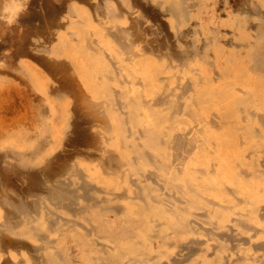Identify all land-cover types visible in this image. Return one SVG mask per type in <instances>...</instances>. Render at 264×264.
<instances>
[{"label":"bare ground","instance_id":"bare-ground-1","mask_svg":"<svg viewBox=\"0 0 264 264\" xmlns=\"http://www.w3.org/2000/svg\"><path fill=\"white\" fill-rule=\"evenodd\" d=\"M205 1L156 3L153 10L174 15V20L181 18L166 35L156 23L135 15L136 1L132 6L133 1L116 0L110 6V0H89L88 9L79 11L80 18L70 21L57 15L44 40L36 39V52L66 72L65 78L68 74L83 78L89 91L85 102L91 118L99 124L92 134L101 171L87 174L88 165H74L69 160L62 161L52 174L50 169L49 175L41 170L54 131L51 119L65 112L57 103L62 97H76L69 96L72 92L63 93L64 84L59 85L60 94L59 88L50 86L49 90L42 83L45 96L30 104L35 129L23 125L29 130L14 129L16 133L3 131L0 135V171L29 179L39 190L29 192L33 198L28 201L21 194L11 197L8 192L13 189L6 191L3 183L0 252L9 256L3 255L6 260L1 257L0 264H69L52 251L64 237L72 238L77 250L81 248V264H264V239L252 243L264 233V195L259 189L263 170L247 161L252 159L247 151L261 146L258 140L264 135V0H239L228 22L231 29L239 31L241 43L233 44L228 52L218 44L221 40L216 41L219 38L209 37L212 33L204 35L203 27L198 26V17L207 9ZM24 2L0 0V19L11 21L8 18L18 15ZM67 7L65 11L74 12L73 7ZM188 19L194 21L184 29L181 25ZM244 30L256 35L250 39ZM225 42L222 44L228 46ZM24 69L18 70L29 80L30 73ZM26 114L32 118V113ZM64 130L67 133L69 128ZM76 180H81L87 201L86 206L73 210L85 212L86 220L91 221L90 228L81 225L82 231L75 227L77 222L58 214V218L48 219V213L54 212L44 206L46 202L55 210L62 205L76 206L78 196L72 189L78 188ZM119 187L124 192L114 193ZM107 205H114L109 210L113 217L107 215ZM200 230L215 244L203 245L197 252L195 248L202 242L180 241L183 235ZM33 232H55L59 238L39 234L41 244L31 245L24 239L35 235ZM172 235L180 249L160 263L157 258L172 244ZM224 240L235 244L229 247L231 253L219 256L227 249ZM22 250L27 258H19L21 261L12 252Z\"/></svg>","mask_w":264,"mask_h":264},{"label":"rangeland","instance_id":"rangeland-1","mask_svg":"<svg viewBox=\"0 0 264 264\" xmlns=\"http://www.w3.org/2000/svg\"><path fill=\"white\" fill-rule=\"evenodd\" d=\"M115 1L110 0V6L115 4L116 3ZM135 1H136V3H135ZM141 1L139 2V0H126V2L128 4H129V2H132V3H130L132 6L135 3L134 7H136V9L133 7V11L135 12V15H139L140 16V14H142L143 16L141 15L140 17L141 18L144 17V18L147 19L146 20V19L143 18V20H145V21H147L149 23H153L154 25L156 23L155 26L156 27L158 26L157 28H159L163 32V33L161 32L162 34L168 35L169 33H171L172 29L174 28L173 26L175 24H177V22H178L177 20H181V18H178V17H177L176 20H174L176 18V16L174 18L173 17L174 15L172 16L171 14H169V15L161 14V12L157 11V10H159V9L156 8L157 6H155L156 10L155 9L153 10L154 5L156 3L157 4L159 3L160 6H163V5L166 6V4H168L170 2V0H141ZM25 2H24L25 6L23 5L24 6L23 10L17 12L18 15H16L15 17H12V18H10V17L8 18L9 20L11 19V21H8L7 19L5 21L4 18L0 19V135L2 136L4 134H11V132L14 131V129H17V131H20V130L23 131V129L26 130L27 127L30 128L31 131L35 129L36 124L33 121L34 108L32 107V109H31L30 108L31 107L30 104L35 103L37 101V99L39 100V98L41 99V97L43 98L45 96L43 89L46 88V87L44 85H42V83L45 84L46 86L48 85V88H46V89H49L52 86H54V87L51 88L52 90H54L56 88H59L58 92L61 91L60 94L62 93V91L65 88L63 93L66 91L68 93V95H69V93L72 92L69 96H76L75 97L76 99L74 97L71 98V97H68V96L64 97V99H62L63 97L61 96L62 97L61 98V102L57 103V106L60 105V107L65 108V112H64L63 115H62V113L61 114L57 113V114L54 115V119H51L54 131H53V133H52V135L50 137V139H51L50 141L51 142L50 141L49 142L52 143L54 140H57V142H56V144L58 143L57 144V148H55L56 147L55 146L56 145L55 142H53L51 145L49 143V145L47 147V153L45 154V157H47V156L52 154L51 157H48L49 159L50 158L51 159L48 160V158H46L47 160H45V157L42 158L43 161L41 160V163L44 164V166L42 164H39V165L43 166L45 168V170H43L44 168L41 169L42 167H40L39 165L38 166L40 168L38 167V169H39V171H40V169L42 171H45V173L48 172L47 174L49 175L50 170H51L50 174H52V172H55L57 170L58 166L60 165V163L62 161L69 160V162L71 161L72 164L75 163L78 166L88 165L90 170L88 172H86L87 174L100 172L101 171L100 170L101 161L98 160L97 157H95V156H97L98 153L96 152V148H95L96 147V141H94L95 136H94V134H92V132H94L95 128H96V130L99 128V126H98L99 124L98 125H97V123L95 124V122L91 118V114L89 113L90 110L88 109V107H87L88 105L85 102V99L87 97L89 98V91L87 90V88H86V86L84 84L83 78L80 75H77L76 78H78V79H76L74 77L76 74L75 75L72 74V77H73V78L71 77L72 79L70 78L71 74H68L69 78L71 80H74V81H71L68 78V76H67V78H65L66 75H67L66 72H64V74H63V71H62L61 68H59L58 66L56 68V65L55 64L52 65V62H50L49 60L45 59V57L42 56L43 55L42 53L39 52L41 55L39 53H37L39 50L38 51L35 50V48H37V46H38V45H36L37 44L36 39L39 38L37 40H40V41L44 40L45 37H43V36L48 34L53 21L55 20V18L57 19V15H60V14L61 15L62 14L65 15L64 12H68V11H65V10H68L67 6L69 5V6H71V9H72V7L74 8V12L71 10L72 12L69 11L70 12V13L68 12L69 14L66 13L67 15H65V16L62 15V18H67L65 20L75 21L78 18H80L78 13H79V11L81 9H88L89 0H75V1L74 0H61V1L60 0H25ZM225 2H226V4H225ZM230 2H232V4ZM238 2H239V0L238 1L237 0H209V1L206 0L205 1V6H206L205 8H207V9H205V11L203 10L202 14L198 17V22L197 23L199 24L198 26H202L203 27V29H204L203 30V34L204 35L208 36L209 34L212 33L211 35H209V37L212 36V37H215L216 39L219 38V39L216 40L217 42H218V40L223 41L224 39L228 38V39H226V42L225 41L222 42L223 44H224V42L227 43L228 46H225L226 44L223 45L221 43V41L218 42V44L220 43L219 44L220 46L222 45V48H224L223 50L225 52L230 51V49L233 48V46L235 44L237 45V44L241 43V39H240L241 36H240V33H238L239 31L231 29V27L229 26V22H228V21H230L229 19H232V16L235 14L232 11L233 10L235 11V9H237V3ZM59 6L62 7V8H60ZM25 7H27V8L25 9ZM65 7H67V8H65ZM150 7H152V8H150ZM60 9L61 10L64 9V11H61ZM195 9H196V7L191 8L190 10L194 11ZM217 11L219 12V14L217 13ZM214 14H217V15H214ZM60 16H58V18ZM215 16H218L217 17L218 19H216ZM222 18H224V19H222ZM225 18H226L227 22H226ZM221 20H223V22ZM191 21H192V19L191 20L188 19L181 26L184 29L188 28L189 27L188 25L191 24L190 23ZM224 22H226V23H224ZM209 24H211L212 26L209 25ZM207 25H208L209 28L207 27ZM213 26L218 31H221V32L217 33V31H215V28ZM212 29H213L214 32H212ZM227 30H230V31L232 30V31L230 32V31H227ZM228 32H229V34H226ZM244 32L248 35L247 37L250 38V39H253V37L256 35V33H254L253 30H244ZM248 32H250V33H248ZM232 33H234V34H232ZM237 33H238V35H236ZM214 34L219 36V37H216ZM251 34H253V35H251ZM225 35H227V36L229 35V36L226 37ZM41 37H43V38L41 39ZM238 37H239V39H238ZM34 39H35V43H34ZM227 40H230L231 42L227 41ZM229 42L232 43V44H230ZM34 45L36 47H34ZM229 45H230V47H229ZM46 60H47V62H46ZM22 66L25 68L24 69L25 71L30 73L28 75L30 77L29 80H28L27 76H26L27 78L25 77V74L23 75L21 70H18L19 68L22 69L23 68ZM58 68H59V70H58ZM210 68H212V67H210ZM29 70L33 71V72H29ZM35 73H37V74H35ZM65 73H66V75H65ZM63 75H65V76H63ZM61 76L64 77V79ZM39 78L42 79V80H40ZM66 79H68V80H66ZM61 80H63V81H61ZM62 82H64V83H62ZM66 82H68V83H66ZM74 83H76V87H73V86H75ZM78 83L81 84L82 87H79L80 85ZM62 84H64V85L62 86ZM59 85H61L63 87V90H62V87L59 86ZM68 85H69V87H68ZM71 85H72V87H71ZM39 86H40V88H39ZM55 86H57V87H55ZM73 88H78V89L75 90ZM82 88H84L85 94L83 93V91H82L83 89ZM87 93H88V95L84 96ZM63 96H65V94ZM77 98L79 100H77ZM27 101H28V104H27ZM31 101H33V102L30 103ZM59 101H60V99H59ZM71 102H72V104H71ZM81 103H82V105H80ZM85 105H86L87 109H86ZM69 107H70V109H68ZM27 111L29 112L30 115L32 113V115H31L32 118L28 117V114H26ZM66 115H68V118H67ZM29 118H31V119H29ZM69 118H70L69 123L71 122L70 123V127L68 126L69 125V123H68V119ZM75 119H77V120L75 121ZM62 122L65 123L64 124V125H66L65 128L66 129L69 128V130H70V131L68 130L67 133H66V130H64L65 128H61V126L63 127V123ZM33 123H34L35 126H32ZM67 123H68V125H67ZM20 125H22V126L23 125L24 126L25 125L26 126L29 125V126H27V127H24V126L23 127H16V126H20ZM8 128L9 129L12 128V129H10L11 131L9 130V132H8L7 131ZM60 128H61V130H60ZM91 128H92L93 131L91 130ZM62 129L64 130L63 132H62ZM76 129H78V130H76ZM27 130H29V129H27ZM3 131H5L4 134L2 133ZM260 140H258V142H261V144L259 143L261 146H258L257 148H255V151H254V149L253 150H249L248 149L249 151H247V153L249 152V154H247V153H245V154L252 156V159L247 160L248 162H252L253 161L252 163L253 164L255 163V165H256L255 167L258 170H260V169L263 170V172H264V168H263L264 167V163L261 162V161H264L263 160L264 158L261 159V157H264V152L262 153V150L264 151V135L261 136ZM61 141H62V143H61ZM82 141H85V142H82ZM90 147H92V149ZM70 148H73V149L75 148L74 149L75 151L73 149H70ZM54 149H55V151H54ZM70 153H71L72 156H70ZM74 156H76V157H74ZM253 156H255V158ZM256 156H258V158H256ZM85 157H87V158H85ZM44 160H45V163H44ZM59 160H60V162H59ZM47 161H48V163H47ZM259 161L261 163H259ZM46 163L48 164L47 167L45 165ZM259 164H261V166L262 165L263 166L260 167ZM263 172H261L262 177H261V180L259 181L260 182L259 183V189L261 190L262 194L264 195V176H263L264 174H263ZM1 175H2V177H1ZM14 175L15 174L13 172L12 173L11 172L5 173V172H1L0 171V179L1 180L3 179L0 182V191H5L6 190V186H7V190L6 191H8V190L10 191V189L12 191V189H13V192H8L9 195L12 194L11 197L16 198V197H18L21 194L20 195L21 197H23L24 199L29 201L31 198H33L32 196H30L29 192H36V191L38 192L39 190L37 189V187H34L33 182L31 180H29V179L28 180L27 179L26 180H22V179L18 178L16 175H15V177H16L15 178V177H13ZM11 176H12V179H11ZM13 181L15 182L14 184H13ZM80 181L81 180H76V183H77V186H78L77 189L76 188H72V189L75 190L76 196H78L77 199H76V202H77L76 206L72 205L71 207H69V206L65 205V207L66 206L68 207V208H65L64 205H62L65 209L68 210L67 212L64 210V208L62 206H59L58 207L59 209L55 210L47 202L44 204V206L46 207L45 209H48L50 212L51 211L54 212V213H52L53 215L51 213L50 214L48 213V215H47L48 219H54V218H56V217L58 218L60 216V217H63L65 219H69L70 221H75V222H77L75 227L78 230L82 231L84 228H90L91 221L89 219H88L89 221L86 220L88 216H87V214L85 212H81V211H79V209L73 210V208H77L81 204L83 205V206L81 205V207L86 206L85 205V203H86L85 202V200H86L85 196L86 195H84V193H86V192H84L85 190H84V188H82V185H81L82 182L80 183ZM115 181H117V179ZM118 181L121 182V180H118ZM4 182H6V183H4ZM3 183H4V185L6 184V186H4ZM28 183H29V185L25 186ZM124 183H125V179L123 180L122 184H124ZM93 185L98 187V185L96 183L95 184L93 183ZM3 186H4V188L2 190L1 188ZM122 191L124 192V188L123 187H119L117 190L114 191V193L117 192L116 194H120V193L122 194L123 193ZM75 193H74V196H75ZM15 195H17V196H15ZM76 196H75V198H76ZM82 196H83V198H85L84 200L81 198ZM263 200H264V198H263ZM103 206H105V205H103ZM110 206L112 207L114 205H110ZM110 206H108L109 209L107 210L108 212L107 211L106 212H107V215H109L110 217H113L112 213H110V211H109V210H111ZM81 207H80V209H81ZM70 209H72L76 213L72 212V210L70 211ZM104 209L106 210L105 207H103V210ZM0 210L2 211V208ZM70 212H72L73 214L70 213ZM77 212H79L78 213L79 216L77 215ZM84 213L86 214L85 217H84V215H85ZM57 214L59 216H57ZM48 216H50V217H48ZM80 216H83L85 219H83V217H80ZM81 225L84 228H82ZM33 234H35V235H32L29 238H25L24 239L25 241L26 240L29 241L28 243L31 244V245H39V244H41V240H39V238H41V236H42L41 234H45L46 235V236L44 235L45 237L50 238V239L52 238L53 240H58V238H59V236L55 232H44V233L33 232ZM39 234L41 236H39ZM37 235H38V237H36ZM243 236H245V235H243ZM35 237H36V239H34ZM68 238L69 237L62 238V240L58 244L54 245V248H52V251L54 253L56 252L55 254L56 255L58 254V256H60L61 258H64L65 260H69V262H70L69 264H78L80 262L79 261L80 260L79 259V254L81 252V248L79 250H77L78 247H75V246H77V244H75L74 240L71 241L72 238L71 239L70 238L68 239ZM208 238H209V240H208ZM256 238H255L256 240L254 239V241H252L253 245L256 244L257 242H260L262 239H264V233L263 234L262 233L258 234ZM176 239H177L176 236H173V238L170 239L169 242L172 243V244L170 246H168V248H166L159 255V257L157 258L158 262H160V263L166 262L170 257L174 256L175 253L178 252L180 247H178L176 242H174V240L176 241ZM191 239L193 241L194 240H198L197 242H202L200 245L196 246V248H195L196 250L195 251H197V252H199L198 248H204V246L208 247L209 244L212 245V243L215 244L214 241L212 242V240H210L211 239L210 236L205 235V233H203V231H201V230L196 232V233H189V234L183 235L180 241L183 244H185L184 242H188ZM25 241H24V243L22 242V244H26L27 241H26V243H25ZM215 241H216V239H215ZM224 241H221V242L224 245H226L227 249H226V251L224 250L225 252H221L220 254H217L219 256L226 255V254L228 255L229 253H231L230 250H229L230 249L229 247H231L233 244H235L234 241L233 242L225 241L226 243ZM99 242L100 243H104V241L101 240V239H99ZM29 244H27V245H29ZM194 247H195V245H194ZM188 250H190V249H188ZM188 250H186V251H188ZM25 252L26 251H24V250L16 252L19 255L16 254L15 252H12V253L15 254L16 259L21 258L23 260V259L27 258V255H26ZM191 252L189 254H191ZM223 253H225V254H223ZM3 255H6V254L0 252V261H1V257L3 258V260L5 258V256L3 257ZM6 256H7V259H8L9 255L7 254ZM21 259H19V260H21ZM5 260H6V258H5ZM79 264H81V263H79ZM185 264H187V263H185Z\"/></svg>","mask_w":264,"mask_h":264}]
</instances>
